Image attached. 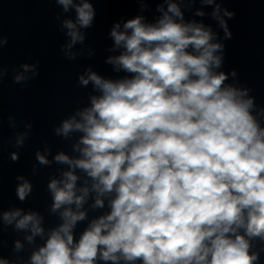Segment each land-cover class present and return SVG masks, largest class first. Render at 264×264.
<instances>
[{"label":"clouds","instance_id":"obj_1","mask_svg":"<svg viewBox=\"0 0 264 264\" xmlns=\"http://www.w3.org/2000/svg\"><path fill=\"white\" fill-rule=\"evenodd\" d=\"M141 11L146 0H135ZM197 0H164L161 15L148 22L143 15L114 22L113 41L105 60L121 78H105L86 70L77 83H90L94 95L89 106L77 108L53 127V133L71 140L75 156L57 153L50 161L35 153L39 165H66L59 178H51L47 192L49 214L60 223L47 232L44 217L20 208L0 214L5 227L14 226L28 244L35 238L43 245L31 253L26 264H259L264 252V107L257 109L248 87L227 84L237 78L235 69L220 71L226 43L232 38L227 8L221 16L217 0H198L213 6L211 13L223 37L210 26L186 21L181 3ZM65 13L75 11V20H63L70 50L83 44L80 29L93 27L96 9L90 0H55ZM201 10L195 16L203 17ZM59 19V16L56 17ZM7 39H0V45ZM2 50V49H0ZM39 62L23 64V73L13 76L20 84L39 75ZM5 72L0 69V81ZM255 113V114H254ZM15 127V124L12 125ZM29 131L19 134L16 147H24ZM45 153L49 149L45 148ZM12 162L19 161L12 152ZM37 169L33 167L35 174ZM79 171L80 175L77 174ZM15 188L25 202L33 184L24 176ZM78 181L82 186L78 187ZM89 210L105 209L90 220L79 238L74 229L88 219ZM262 247L254 251L255 244ZM23 245L15 241L14 251ZM0 264H10L0 258Z\"/></svg>","mask_w":264,"mask_h":264},{"label":"water","instance_id":"obj_2","mask_svg":"<svg viewBox=\"0 0 264 264\" xmlns=\"http://www.w3.org/2000/svg\"><path fill=\"white\" fill-rule=\"evenodd\" d=\"M90 2L96 9L93 27L80 29L86 39L70 50L76 54V59L68 60L67 50H62V46L69 42V37L61 24L65 19L75 20L74 10L65 13L55 0H0V39H7L6 44L0 45V69L5 72L0 81V214L14 208H20L25 213L36 211L44 217L46 232L60 223L57 216L49 214L51 198L47 183L53 177L59 178L60 172L68 169L66 165L55 163L41 166L35 153L46 154L50 161L60 151L69 156L76 155L72 144L80 134L73 133L71 140H64L54 135L53 127L59 126L61 120L68 118L77 108L89 106V95L96 94L91 83L86 88L78 85V75H86V70L90 68L105 78H121L125 73L114 72L112 66L105 63L108 56L118 55L120 51L112 50L109 31L113 23L121 22L122 28L123 21L136 15L155 22L161 15L156 11L157 6L163 4L167 9L164 0H146L144 11L135 0ZM217 3L221 4V16L225 8L235 12L233 19L225 17L233 35L230 40L222 41L226 43V51L220 71L228 73L235 69L238 77H230L226 83L251 88L249 95L255 98L257 109L264 107V0H217ZM180 6L186 21L203 22L223 37V30L211 17L214 5L202 6L197 0L190 6L186 2ZM197 10L205 15L195 16ZM37 62L39 75L35 79L20 84L13 82L16 74L31 77L32 73H23L21 66ZM28 124L32 128L24 147L17 148L16 138L29 131ZM46 147L49 153H45ZM12 152L19 155L18 162L11 161ZM33 167L37 169L35 174ZM77 174L80 175L79 171ZM19 175L33 184V193L25 202L19 201L15 193L17 184L21 182L16 180ZM77 186H82V182L78 181ZM92 202L89 199L84 206L88 210V219L79 222L74 229L76 239L91 219L107 211V208L95 212L89 210ZM29 234L15 231L13 225L5 227L0 219V258L7 259L10 264H26L31 253L44 243L36 237L34 244H28L25 236ZM17 240L23 245L19 252L14 251ZM253 243V250L259 251L262 245ZM259 264H264V252L259 253Z\"/></svg>","mask_w":264,"mask_h":264}]
</instances>
